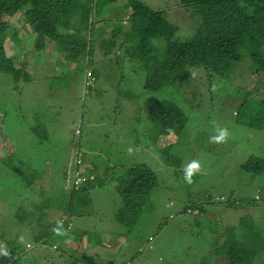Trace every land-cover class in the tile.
<instances>
[{
	"label": "rangeland",
	"instance_id": "1",
	"mask_svg": "<svg viewBox=\"0 0 264 264\" xmlns=\"http://www.w3.org/2000/svg\"><path fill=\"white\" fill-rule=\"evenodd\" d=\"M140 1L153 10H162L165 19L175 25V34L181 39L189 37V33L196 28L195 19L188 18L190 22L185 19L188 14L176 5L177 0ZM114 12L111 9L110 14L106 16L104 13L103 16L113 17ZM111 22L115 24V18ZM105 25L110 28V21H106ZM11 32L8 29V33ZM32 43L31 36L23 41L30 49ZM153 44L155 54L161 55L164 39L157 38ZM46 50L44 54L41 53L43 59L51 54L54 55L53 60H48L47 66L40 71L34 70V79L28 87H17L19 83L15 86L10 75L0 72V142L6 140L22 152L25 147L28 160L33 157L39 165L51 171L46 178L48 192L44 195L53 191V187L58 188L59 184L60 187L67 186L76 158L84 157L108 171L109 189L106 192L101 188L91 189V203L86 204L84 214L74 219V225L65 230V235L49 237L45 244H35L29 238L30 232L36 230V223L32 221L28 224L15 219L17 216L23 217L24 211L31 208L29 201L20 195V192L25 195L26 191H19L21 186L13 181L17 176L11 172L12 168L1 166L0 246L7 255L0 252V264H76L77 259L82 263L79 254L84 252L88 254V257H84L85 264H221V260L211 252L214 247L210 251V244L201 238H209L208 234L212 233L208 229L203 231L208 216H215L211 220L216 219L218 225L222 224L221 227L229 223H232L231 226L237 225L241 217L245 221L253 217L254 226L264 230V172L254 176L238 166L246 162L252 164L248 159L264 156V119L254 122L250 116L243 114L248 111L256 118L264 115V84L255 83L258 89L251 90L254 75L250 71L240 77L238 75L241 73L236 74L234 79H216L206 93L202 95L199 91L192 95L194 98L190 103L193 106L195 102L199 103V108L185 114V126L189 127L185 129V134L188 135L190 130L192 132L187 139L183 131L179 139L176 136L172 138L174 152L182 156L180 168L177 169L163 161L162 150L166 148V142L162 139L166 135L157 134L159 125L150 121L152 119L148 113L149 95L151 101L157 97L166 98L164 91L142 94L139 91L140 82L131 77L125 82H118L116 74L123 72L130 76V72L115 71L114 62L101 61L102 52L99 50L92 53V60L95 57L97 66L90 61L91 68L87 71L90 78H94V81L87 79L93 86L85 90L86 87L81 88L80 80L83 61L81 64L76 62V67L70 66L69 62L61 59L64 53L55 43L48 45ZM30 55L36 59L38 54ZM246 62H240L237 67L245 69ZM35 64L42 67L39 63ZM261 75L259 73L257 76ZM134 77L141 81L142 76L136 72ZM195 82L193 80L192 83ZM246 89L251 90L250 95L246 96ZM129 90L130 98L124 95V91ZM179 95L182 94L174 93L172 97ZM179 97L182 100L178 101L189 111L191 108L187 109L183 97ZM195 97H198L197 100ZM187 105L191 107L188 102ZM250 120L253 123L248 124ZM26 123L30 127L37 126V135L32 136L33 140L39 142L32 143L31 148L25 146L27 140L24 137L27 135L22 132ZM215 126L228 128L230 137L226 142H210V137L215 135ZM74 128L79 129V134H75ZM152 137L157 139L152 140ZM176 144L190 147L193 151L182 146L175 148ZM129 148L132 149L131 153L128 152ZM191 160L199 162L200 170L192 177L193 182L187 184L182 179L183 168ZM138 162L147 164L155 171L157 183L126 229L115 218L118 206L122 204L121 196L115 192L116 176L123 166ZM110 164H115L117 171L111 172ZM175 170L181 171L174 176ZM56 191L59 193V188ZM258 195L261 197L258 198ZM207 196L211 200L209 204L199 201L200 198L206 200ZM216 196H223L225 201H217ZM31 197L35 196L31 194ZM63 200L59 197L54 202L63 208ZM13 201L21 202L22 208L14 210ZM186 201L192 209L178 213ZM227 204L237 207L225 210ZM25 207L28 209L25 210ZM203 208L206 209L204 213L201 212ZM45 211L48 222L61 214L56 208ZM80 231L82 233L78 237L72 238L70 232ZM7 234L13 235L12 248H8L9 242L3 241V238H8ZM261 235L264 236V231ZM149 236H152L151 241L147 239ZM77 238L80 239L79 243L76 242ZM245 238L240 240L244 241ZM78 247L84 250L79 251ZM255 259L259 260L257 264H264V247L257 252Z\"/></svg>",
	"mask_w": 264,
	"mask_h": 264
},
{
	"label": "trees",
	"instance_id": "2",
	"mask_svg": "<svg viewBox=\"0 0 264 264\" xmlns=\"http://www.w3.org/2000/svg\"><path fill=\"white\" fill-rule=\"evenodd\" d=\"M176 5L187 12L188 17L185 19L188 22L191 20L188 19L190 17L195 19L196 28L185 39L175 34V25L165 19L162 10H153L140 0H0V72L10 75L15 86L19 83L17 87L23 85L28 87L34 79L32 76L34 70L40 71L47 66L48 60H53L54 55L50 54L44 60L41 53L44 54L48 51L47 46L55 43L64 53L61 59L69 62L70 66L76 67V62L81 64L83 61L80 80L81 88L86 87L84 88L86 90L91 85L86 76L87 70L91 68L90 61L97 66L95 57L92 60V53L101 51V61L114 62L115 71L130 72V76L123 72L116 74L118 82H125L131 77L137 83L140 82L139 91L142 94L164 91L166 98L157 97L151 101V94L149 95L148 113L152 119L150 121L159 125L157 134L166 135L162 139L164 143L166 142V148L162 150L163 161L169 167L179 169L182 156L174 152L175 143L172 138L176 136L179 139L182 131L186 133L185 129L189 128L185 126L187 113L190 114L199 108V103L195 102L194 106L190 103L194 98L192 95L198 94L199 91V94L203 95L216 79H234L236 74L241 73L238 75L240 77L247 71L254 75L251 90L256 91L261 82L264 84V0H248V5L243 7L239 6L236 0H177ZM111 9L115 10L114 16L104 17V13L107 16ZM112 18H115V24L111 22ZM106 21H110V28L105 25ZM8 29L12 32L8 33ZM30 36L33 40L32 50L23 44L24 39ZM157 38L164 39L161 55L155 54L153 40ZM30 53L38 54L37 58ZM244 60L247 61L246 67L241 70L237 65ZM35 62L42 67L34 65ZM124 63L127 65H123ZM135 72L142 76L141 81L134 77ZM259 73L262 74L261 77L257 76ZM193 80L196 82L192 83ZM255 83L258 85L255 86ZM251 90L246 89V96L250 95ZM174 93L182 94L179 96L183 97L186 108H191L189 111H186L178 101L181 99L179 96L172 97ZM124 95L130 98V90L124 91ZM197 98L195 97L196 100ZM187 102L191 107H188ZM242 104L243 101L240 105ZM243 114L250 116L254 122L256 119H264V115L256 118L248 111ZM251 120L248 124L253 123ZM36 128V125L23 127L22 132L28 136L24 137L27 140L25 146L31 148L32 143L39 142L33 140L32 136L37 135ZM191 132L192 130L188 135L185 134L186 139ZM155 139L157 137H152V140ZM133 141L134 139L131 142ZM176 146L181 145L176 144L175 148ZM25 150L24 147L23 152L18 151L15 145L6 140L1 141L0 167L12 168L11 172L17 176L13 181L21 186L19 191H26L25 195L22 192L20 195L25 201H29L31 206L29 210L25 207L27 211H24L23 217L17 216L15 219L20 222L26 221L28 224L34 221L36 230L30 232L29 239L35 244H45L49 237L57 235L54 231L57 220L63 221L65 231L74 225V219H79L76 217L84 214V207L91 203V189L101 188L105 192L109 189L108 171L97 167L92 160L79 158L80 161L72 165L67 186L60 187L59 184V193L55 186L54 192L51 190L44 195L48 192L46 178L51 171L39 165L33 157L28 160L29 156L24 153ZM248 161L253 163H241L238 165L239 168L254 176L264 172L263 155ZM116 168L118 167L115 164L109 166L111 172L117 171ZM121 169L122 171L115 175L117 177L115 192L121 196L122 204L118 206L115 218L127 229L129 221L138 215L143 203L147 201L150 190L157 183V176L145 163L127 164ZM175 172L174 176L179 173L177 170ZM75 175L81 179L77 185L72 183ZM31 194L35 197L32 198ZM59 197L65 201L63 208L54 202ZM260 197L258 195V198ZM235 200L245 202L241 199ZM13 202L14 210L22 208L21 202ZM231 202L235 201L229 203ZM228 207L234 210L237 206L227 204L224 209ZM48 208L58 209L61 213L59 218L48 222L45 211ZM182 212H185V209ZM214 217L208 216L207 225L203 228V231L207 229L212 231L211 235L208 234L209 238L201 236L207 243H212L214 251L211 252L221 256L224 264H257L259 260H256L255 256L264 247V236H260L264 230L261 231L254 226L256 224L253 217L252 220L246 221L241 217L237 225L231 226L232 223H229L223 227L222 224H217L216 219L211 220ZM240 230H243L245 235ZM70 233L73 234L72 238H75L82 232ZM12 236L3 238V241L9 242L8 248H12L14 241ZM244 237L245 240L241 241L240 239ZM79 238L76 240L78 243ZM22 248L26 249L24 244ZM78 248L79 251L84 250ZM79 255L82 263L77 259L76 264L78 262L85 264L84 257H88V254L84 252Z\"/></svg>",
	"mask_w": 264,
	"mask_h": 264
},
{
	"label": "clouds",
	"instance_id": "3",
	"mask_svg": "<svg viewBox=\"0 0 264 264\" xmlns=\"http://www.w3.org/2000/svg\"><path fill=\"white\" fill-rule=\"evenodd\" d=\"M236 2L241 7L248 5V0H236ZM92 86H93V84H91L89 88H91ZM75 134H79V129L78 128L75 129ZM229 137H230V132H229V130H228L227 127L215 126V135H213L212 137H210V142L217 143V144L224 143V142H226L229 139ZM181 146L182 147H186V149H192V148L187 147V146H183V145H181ZM192 151H193V149H192ZM128 152L131 153L132 152V149L129 148L128 149ZM194 154H195V152H193V156H192L193 159H194V156H195ZM77 161H80V159L79 158H76L75 162H77ZM199 170H200V164H199V162L197 160H191L183 168L184 175H183L182 179L184 180L185 183L191 184L193 182L192 181V177L194 175H196L199 172ZM215 199L217 201H225V199H224L223 196H216ZM189 201H190V196H189ZM199 201H202V203H204V204H209L211 202V200L209 199L208 196L206 197V200H204L203 198H200ZM228 208H230V207H228ZM184 209H185V212L187 210L190 211L192 209V206L189 204V202L186 201L185 203H183L181 205L180 209L178 210V213L179 212H182V210H184ZM227 209H225V210H227ZM204 210H206V209L203 208L201 210V212L204 213ZM56 224H57V226H56V228H54L55 233L57 235H65L66 233L63 230V221L62 220H57ZM147 239L149 241H151L152 236H149ZM208 244H210V243H208ZM208 246H209V249L211 251V247H212L211 244L208 245ZM0 252H3L4 255H7V252L3 250V247L2 246H0ZM209 257H211V256H209ZM216 257H218L221 260V264L224 263V261L222 260V257L221 256L216 255Z\"/></svg>",
	"mask_w": 264,
	"mask_h": 264
},
{
	"label": "built area",
	"instance_id": "4",
	"mask_svg": "<svg viewBox=\"0 0 264 264\" xmlns=\"http://www.w3.org/2000/svg\"><path fill=\"white\" fill-rule=\"evenodd\" d=\"M86 76H87L88 80H90V81L93 79V78H90L89 74H87V73H86ZM80 180L81 179L79 178V176L75 175V177L72 178V183L77 185L80 182Z\"/></svg>",
	"mask_w": 264,
	"mask_h": 264
},
{
	"label": "crops",
	"instance_id": "5",
	"mask_svg": "<svg viewBox=\"0 0 264 264\" xmlns=\"http://www.w3.org/2000/svg\"><path fill=\"white\" fill-rule=\"evenodd\" d=\"M36 71V70H35ZM25 112V111H24ZM26 125H28L27 123H26ZM24 131H25V129H24ZM25 133H26V131H25ZM260 143H262V142H260ZM262 154V153H261ZM263 155V154H262Z\"/></svg>",
	"mask_w": 264,
	"mask_h": 264
}]
</instances>
